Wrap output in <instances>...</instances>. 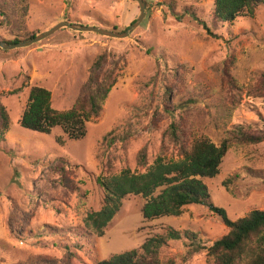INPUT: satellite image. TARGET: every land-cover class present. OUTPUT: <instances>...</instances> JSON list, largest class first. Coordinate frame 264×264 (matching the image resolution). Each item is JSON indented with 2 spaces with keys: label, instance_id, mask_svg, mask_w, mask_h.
Here are the masks:
<instances>
[{
  "label": "rangeland",
  "instance_id": "1",
  "mask_svg": "<svg viewBox=\"0 0 264 264\" xmlns=\"http://www.w3.org/2000/svg\"><path fill=\"white\" fill-rule=\"evenodd\" d=\"M144 1L145 17L128 38L64 28L27 48H0V103L11 119L0 145V264H65L67 248L75 254L72 264H97L132 250L143 255L145 243L173 229L195 237L168 241L159 252L163 264H212L208 249L228 230L205 207L191 205L178 217L148 221L142 215L146 199L129 196L103 237L87 227L86 218L104 206L100 179L105 164L113 159L114 174L125 168L138 172L137 153L147 145L153 161L163 129L174 119L184 117L198 136L217 145L240 127L264 133V99L248 95L264 72V6L255 16L224 24L214 19L215 0ZM26 2L24 16L25 3L0 0L3 40L38 36L62 22L125 32L141 15L136 0ZM170 3L178 15L191 10L210 32L189 14L178 21ZM105 53L122 69L101 116L86 123L83 139L70 140L59 127L41 134L19 125L32 87L51 92L53 109L69 110L90 68ZM225 65L240 89L236 108L225 100ZM174 69L184 72V80L165 114L163 96ZM171 146L165 142L167 159ZM59 159L77 167L70 175L71 189L63 188L50 168ZM202 181L231 221L264 210V142L232 145L219 175Z\"/></svg>",
  "mask_w": 264,
  "mask_h": 264
},
{
  "label": "trees",
  "instance_id": "2",
  "mask_svg": "<svg viewBox=\"0 0 264 264\" xmlns=\"http://www.w3.org/2000/svg\"><path fill=\"white\" fill-rule=\"evenodd\" d=\"M26 1L20 0L25 3L24 16L29 10ZM174 6L172 3L169 4L172 15L178 21L189 14L203 25L208 33L210 32L208 26L191 10L186 9L182 15H178ZM263 6L264 0H215L214 19L224 24L233 22L239 17L255 16ZM36 36L37 34L31 33L24 40L15 38L7 41L1 37L0 39L8 44H16L32 40ZM121 69L119 61H110L106 53L101 55L90 68L88 78L69 110L53 109L51 92L43 87H32L19 125L41 134H50L52 129L59 127L70 140L83 139L87 133L86 123L101 116L109 94L118 83ZM183 75L184 72L179 69L171 72V83L165 86L163 96L166 102V105H163L165 114L169 113L167 103H170L174 93L179 92V81L184 80ZM222 79L229 86L225 100L231 107L236 108L239 104L237 97L240 95V89L226 65ZM248 95L264 99V72L260 74L257 82L249 87ZM157 114L159 115L158 111ZM10 128V115L0 103V145ZM163 130L160 148L153 161L150 160L147 145L137 153L136 162L140 169L138 172L125 168L114 174L113 159L105 164L103 169L105 175L100 179V184L106 191L104 206L100 211L88 215L87 227L98 237H103L105 228L120 211L122 201L129 196H141L146 199L142 215L148 221L167 216L178 217L182 215L185 207L198 205L217 216L228 230L208 249V257L212 264H264V210H253L246 216L231 221L227 211L212 202L209 188L202 181L203 177L214 178L219 175L223 157L232 145L261 144L264 142V133L258 134L252 128L240 127L229 131L222 143L217 145L204 136H198L184 117L172 120ZM105 140L108 141V138ZM166 141L172 144L171 159H167L170 149L165 148ZM59 142L61 143V140ZM50 168L58 176L57 182L63 188L71 189L73 181L70 175L76 173L77 167L65 159H59ZM158 190L161 192L155 195ZM191 236L195 237V234L189 232L183 234L173 229L165 237L151 239L145 243L142 247L145 253L143 255L137 250H132L97 264H163L159 257L160 249L167 245L168 241L190 240ZM74 255L70 248H67L64 263L72 264L71 258Z\"/></svg>",
  "mask_w": 264,
  "mask_h": 264
},
{
  "label": "water",
  "instance_id": "3",
  "mask_svg": "<svg viewBox=\"0 0 264 264\" xmlns=\"http://www.w3.org/2000/svg\"><path fill=\"white\" fill-rule=\"evenodd\" d=\"M139 5H140V9H141V15L140 17L125 31V32H110V31H106L103 29H99V28H95V27H84L81 25H77V24H71L69 22H62L61 24H58L57 26H55L54 28H52L51 30L36 36L34 39L29 40V41H25V42H20V43H16V44H8L7 42H4L3 40L0 39V48L2 50H15V49H21V48H27L29 46H32L36 43H39L47 38H49L50 36H52L53 34H55L57 31L64 29V28H69L71 30H74L75 32H79V33H96L99 34L101 36L107 37V38H115V39H124V38H128L130 36V34L137 29L141 22L143 21L145 14H146V3L144 0H136Z\"/></svg>",
  "mask_w": 264,
  "mask_h": 264
}]
</instances>
